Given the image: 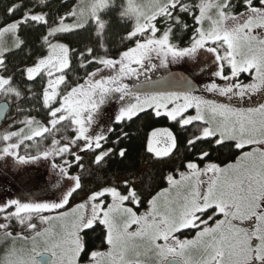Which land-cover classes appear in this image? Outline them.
I'll use <instances>...</instances> for the list:
<instances>
[{"label": "snow or ice", "instance_id": "6c2138e0", "mask_svg": "<svg viewBox=\"0 0 264 264\" xmlns=\"http://www.w3.org/2000/svg\"><path fill=\"white\" fill-rule=\"evenodd\" d=\"M61 7L12 0L0 18V120L9 121L0 161L17 172L45 162L41 190L55 197L0 201V264H264V0ZM24 30L40 32L38 53L10 67L27 47ZM81 31V46L66 42ZM110 104L118 108L107 116ZM142 113L187 133L166 187L146 194L147 173L129 174L71 203L90 172L85 155L103 168L120 143L106 116L127 126ZM224 148L233 158L214 160ZM177 149L169 127L147 136L156 161Z\"/></svg>", "mask_w": 264, "mask_h": 264}, {"label": "trees", "instance_id": "16d2710c", "mask_svg": "<svg viewBox=\"0 0 264 264\" xmlns=\"http://www.w3.org/2000/svg\"><path fill=\"white\" fill-rule=\"evenodd\" d=\"M12 0H0V18L5 15L6 8ZM65 0H50L52 5V11L55 12L64 9L61 5ZM68 3H75L74 0H67ZM22 36L27 41V47L23 52H19L15 56L9 58L10 67L14 64H23L27 58L28 53L36 55L38 53V41L40 32L32 30H24ZM88 33L81 31L78 34H67L66 42L72 46H81L82 43L86 42ZM29 63L31 61H28ZM18 80L22 78L17 77ZM5 122L9 123L8 120ZM113 127L115 131L109 134V139L115 140L120 138L119 145H109L116 149L110 158H108L106 164L103 168L97 169L95 166L91 165L92 155L86 154L84 163L86 168H90V172H86L83 175L82 182L84 189L79 194L86 195L88 190L93 187H99L102 183L115 179L122 180L125 176L129 174L139 175L141 173H147L145 178L147 181V186L142 190L147 194L148 191L155 192L161 187H166V183L163 181L162 177L165 175L166 171H169L174 164L178 163V159L183 158L185 155V140L187 133L182 130L175 128L166 118L154 119L151 115L147 113H142L138 118H134L133 121L127 122V126L116 125ZM169 127L178 136V149L176 150V155L167 161H154L150 154L146 152V143L148 134L155 128ZM129 133L128 137L120 136L121 131ZM119 148H126L127 155L125 158H120L118 156ZM233 158L232 152L228 148L222 149L219 153H213V159L219 161H229ZM144 168V169H142ZM75 171V169H73ZM137 188H141V183H137ZM78 195L74 194V199L71 203H75L78 199ZM96 234L90 233V243L89 247L94 249L100 244L99 239H97Z\"/></svg>", "mask_w": 264, "mask_h": 264}, {"label": "rangeland", "instance_id": "374dc122", "mask_svg": "<svg viewBox=\"0 0 264 264\" xmlns=\"http://www.w3.org/2000/svg\"><path fill=\"white\" fill-rule=\"evenodd\" d=\"M187 67H190V65L181 64L174 66V68L179 71H183ZM208 79V77H204L205 82H208ZM117 108L118 105L116 104L108 105L107 116L114 115ZM107 116L104 123L113 127L114 123L108 120ZM7 125L8 123L5 122L0 127V132L6 129ZM48 172L49 169L45 162L22 166L21 170L17 172L13 170L12 161L10 159L7 161H0V201H4L10 197L38 199L42 201L54 199L55 197L52 196L51 191L44 192L41 190L43 184L48 180ZM29 180H31V182H29ZM116 182H119V180ZM84 196L85 195L79 194L76 202L82 200ZM16 231H20V229L17 228ZM2 256L3 248L0 247V258H2Z\"/></svg>", "mask_w": 264, "mask_h": 264}, {"label": "flooded vegetation", "instance_id": "af4514ba", "mask_svg": "<svg viewBox=\"0 0 264 264\" xmlns=\"http://www.w3.org/2000/svg\"><path fill=\"white\" fill-rule=\"evenodd\" d=\"M178 71H179V70H178ZM184 74H186V73H184ZM186 75H187V74H186ZM170 159H171V158H170ZM170 159H169V158H165L164 160H160V161L162 162V161H167V160H170ZM153 160H154V159H153ZM154 161H156V160H154ZM167 172H168V171H166L165 174H166Z\"/></svg>", "mask_w": 264, "mask_h": 264}, {"label": "water", "instance_id": "95a60500", "mask_svg": "<svg viewBox=\"0 0 264 264\" xmlns=\"http://www.w3.org/2000/svg\"><path fill=\"white\" fill-rule=\"evenodd\" d=\"M186 75V74H185ZM6 120H0V127L5 123Z\"/></svg>", "mask_w": 264, "mask_h": 264}]
</instances>
